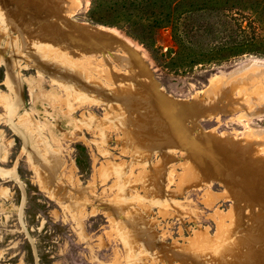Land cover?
I'll use <instances>...</instances> for the list:
<instances>
[{
	"label": "rangeland",
	"instance_id": "rangeland-1",
	"mask_svg": "<svg viewBox=\"0 0 264 264\" xmlns=\"http://www.w3.org/2000/svg\"><path fill=\"white\" fill-rule=\"evenodd\" d=\"M263 61L264 0H0V264H264Z\"/></svg>",
	"mask_w": 264,
	"mask_h": 264
},
{
	"label": "bare ground",
	"instance_id": "bare-ground-1",
	"mask_svg": "<svg viewBox=\"0 0 264 264\" xmlns=\"http://www.w3.org/2000/svg\"><path fill=\"white\" fill-rule=\"evenodd\" d=\"M39 25V24H38ZM53 27V26H52ZM51 27V28H52ZM41 28V27H40ZM43 28V27H42ZM41 28V29H42ZM79 30H82V31H84V32H87V31H91L92 33H93V35H97V36H100V37H103V36H105V32L104 31H102V30H98V29H92V28H90V27H88L87 25H82L81 26V29H79L78 28V31ZM78 31H77V33H78ZM56 32V31H55ZM91 32H89V33H91ZM108 32V31H107ZM81 35V34H80ZM106 35H109L108 37L110 38V39H108V40H113V44H114V42L116 43V45H117V43H118V45L120 44V46H122L121 48L122 49H128V50H130L133 54L132 55H134V52L131 50V48H130V43L127 41V40H125V39H122V37L121 36H119L118 34H116V33H114V32H108V33H106ZM84 36H85V34H84ZM77 37H80L79 35L77 36ZM108 37H106V38H108ZM124 37V36H123ZM107 40V39H106ZM89 42H91V41H89ZM96 42V41H95ZM100 42V41H99ZM132 43V42H131ZM104 44H105V42H104ZM117 45V46H118ZM119 46V47H120ZM116 47V46H115ZM118 47V48H119ZM113 48V47H112ZM120 49V48H119ZM133 49V48H132ZM133 50H135V49H133ZM136 51H138L137 49H136ZM127 53V55L129 56V58L132 56H130V54H128L129 53V51L128 52H126L125 51V54ZM136 54L138 53V52H135ZM135 54V55H136ZM138 56V55H137ZM132 58V57H131ZM130 58V59H131ZM133 58H135V57H133ZM117 60H118V58H117ZM262 61V60H261ZM260 61V62H261ZM257 62H259L258 60H257ZM264 62V61H263ZM134 63H135V60H134ZM262 63V62H261ZM264 64V63H263ZM54 67V66H53ZM61 68H63V70L62 69H60L61 70V73L62 74H65V72H63L64 71V67L63 66H61ZM53 69V68H52ZM58 70H59V68H58ZM59 70V71H60ZM58 72V71H57ZM60 73V72H59ZM69 73V72H68ZM149 81V80H148ZM147 81V82H148ZM243 81H244V79H243ZM135 83V81H132V85ZM149 84L151 83V82H148ZM144 84H146V83H144ZM137 86V85H136ZM131 87V86H130ZM137 89H140L139 87L137 88ZM145 89H146V91L147 90H149V92H151V94H150V96L152 97V99H151V101L149 102L148 100H147V98H146V96H145V98L144 99H146L145 101H146V103H148V105H151L150 107L152 108V109H159V108H163V107H165V106H167V105H169L170 107H171V105H173V106H175L174 104H171L170 105V103H172V102H169L170 100H168L164 95H162L156 88H155V86L154 85H152V83H151V85H146L145 86ZM132 93H131V90H130V93L128 92V93H126L123 97H124V100L126 101V100H128V101H130L131 100V95ZM172 106V107H173ZM150 109V108H149ZM166 114L167 113H158V116L156 115V118H155V121L156 122H158V124L157 123H155L156 125L154 126V127H156V129H159V130H161L159 133H157V135H158V137L162 140V142H166V140H164L165 139V127H166V122L165 121H167L168 120V117H169V115H168V117L166 116ZM152 121V120H151ZM154 121V122H155ZM125 122V121H124ZM123 122V123H124ZM180 126H181V124H179ZM153 126H152V128H153ZM148 131H150V132H152L151 130H148ZM155 131V130H154ZM168 131V130H167ZM150 132H149V134H150ZM152 135V134H151ZM154 135V134H153ZM155 138V137H154ZM159 139V140H160ZM134 141V140H133ZM141 141V140H140ZM155 142V141H154ZM161 142V143H162ZM143 143V142H142ZM144 144V143H143ZM34 157V156H33ZM43 165V164H42ZM48 180V179H47ZM243 180V179H242ZM255 182V181H254ZM261 183V182H260ZM244 186V185H243ZM249 186V185H248ZM247 186V187H248ZM254 187V186H253ZM246 188V187H245ZM219 252V251H218ZM220 253V252H219ZM222 253V252H221ZM220 253V254H221ZM222 255V254H221ZM231 257V256H230ZM217 261V260H216ZM227 264H229V263H227ZM236 264V263H235Z\"/></svg>",
	"mask_w": 264,
	"mask_h": 264
}]
</instances>
